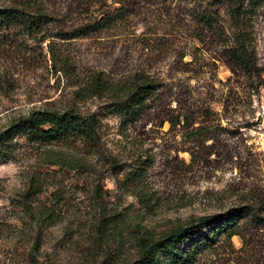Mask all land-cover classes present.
Wrapping results in <instances>:
<instances>
[{
    "label": "rangeland",
    "instance_id": "1",
    "mask_svg": "<svg viewBox=\"0 0 264 264\" xmlns=\"http://www.w3.org/2000/svg\"><path fill=\"white\" fill-rule=\"evenodd\" d=\"M14 1L54 20L34 36L0 33V132L53 110L92 134L12 136L0 160V264H135L176 227L264 201V137L241 129L264 74V0L0 5ZM104 14L100 30L60 38ZM241 42L242 68L229 51ZM144 84L153 89L135 105ZM239 231L199 248L179 239L148 264H264V223Z\"/></svg>",
    "mask_w": 264,
    "mask_h": 264
},
{
    "label": "trees",
    "instance_id": "2",
    "mask_svg": "<svg viewBox=\"0 0 264 264\" xmlns=\"http://www.w3.org/2000/svg\"><path fill=\"white\" fill-rule=\"evenodd\" d=\"M53 20L48 14L33 6L30 1L23 3L14 1L10 4L0 5V33L13 30L19 34L34 36ZM106 22L108 19L104 14L90 24L76 27L59 36L62 39L85 36L100 30ZM240 38L242 39L241 35L238 36V39ZM229 51L231 54L233 53L232 66L242 68L248 63L244 54L249 50L242 42L237 47L234 45L230 47ZM152 89L151 84L137 86L132 96L135 105L141 104ZM19 133L26 134L33 140L48 141L66 140L79 134L90 137L92 131L90 124L87 125L83 120L79 121L69 111L31 110L26 116L19 118L0 132L1 161L5 160L11 152L10 139ZM263 213L264 201H252L247 204L231 206L219 213L199 216L195 222L187 226L176 227L165 239L146 245L135 264H148L153 260L151 256L155 248L166 250L167 244L177 242L179 239L192 237L193 245L199 248L215 244L220 236L227 240L234 235L241 238L239 229L242 223L247 220L253 224H263L264 216H261ZM205 228L207 229L203 232ZM196 233L197 236H195Z\"/></svg>",
    "mask_w": 264,
    "mask_h": 264
},
{
    "label": "built area",
    "instance_id": "3",
    "mask_svg": "<svg viewBox=\"0 0 264 264\" xmlns=\"http://www.w3.org/2000/svg\"><path fill=\"white\" fill-rule=\"evenodd\" d=\"M249 106L251 116L248 124L243 126L242 131H250L259 137H264V74L258 85L249 89Z\"/></svg>",
    "mask_w": 264,
    "mask_h": 264
}]
</instances>
